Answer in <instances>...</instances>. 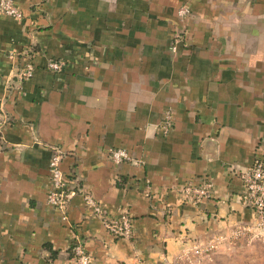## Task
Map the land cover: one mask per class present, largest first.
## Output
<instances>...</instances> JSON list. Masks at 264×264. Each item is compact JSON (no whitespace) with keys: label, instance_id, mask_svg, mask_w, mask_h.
Here are the masks:
<instances>
[{"label":"crops","instance_id":"obj_1","mask_svg":"<svg viewBox=\"0 0 264 264\" xmlns=\"http://www.w3.org/2000/svg\"><path fill=\"white\" fill-rule=\"evenodd\" d=\"M15 3L22 20L0 11V109L10 120L0 264H75L77 236L97 264H166L254 222L240 195L243 173L264 162V0ZM29 50L35 70L23 80ZM53 59L62 71L47 67ZM112 147L136 162L115 164ZM55 149L68 179L114 217L130 215V239L107 231L81 193L62 220L47 201ZM204 180L209 197L184 198L185 185Z\"/></svg>","mask_w":264,"mask_h":264},{"label":"built area","instance_id":"obj_2","mask_svg":"<svg viewBox=\"0 0 264 264\" xmlns=\"http://www.w3.org/2000/svg\"><path fill=\"white\" fill-rule=\"evenodd\" d=\"M0 11L18 20L24 18V14L15 3V0H0ZM187 13V7L180 8V16ZM25 56L24 67L18 75L23 80L31 78L35 70V66L30 58V50L26 52ZM63 66L64 62L57 59L49 60L47 64V67L55 72L62 71ZM9 121V116L3 109H0V140H3V130ZM172 126L173 116L168 111L160 129L163 134L167 135ZM63 154L59 149H55L49 162L50 189L47 198L48 203L57 208L61 212L62 220L67 222L69 220L70 200L75 194L81 193L84 195L86 206L90 209V212L101 219L107 231L116 237L130 239L133 236V224L130 215L127 212H123L120 217H114L109 213L107 207L100 203L92 193L86 191L76 180L72 181L68 179L61 168ZM109 157L115 164H121L125 161H135L124 148H110ZM242 177L245 190L240 195V199L245 206L253 210L255 215L254 222L238 225L231 230L229 235L215 234L209 240L194 241L187 248L186 253L175 259L168 260L166 264H183L191 256L200 257L206 252L211 251L219 242L230 241L250 232L264 233V162L257 158L250 169L243 173ZM212 192L213 182L209 180H204L198 185L187 184L183 187L184 198L197 204L203 201L204 198L209 197ZM70 249L75 264H97L93 255L87 251L80 237H75Z\"/></svg>","mask_w":264,"mask_h":264},{"label":"rangeland","instance_id":"obj_3","mask_svg":"<svg viewBox=\"0 0 264 264\" xmlns=\"http://www.w3.org/2000/svg\"><path fill=\"white\" fill-rule=\"evenodd\" d=\"M183 264H264V233H247L219 242L200 257H189Z\"/></svg>","mask_w":264,"mask_h":264},{"label":"trees","instance_id":"obj_4","mask_svg":"<svg viewBox=\"0 0 264 264\" xmlns=\"http://www.w3.org/2000/svg\"><path fill=\"white\" fill-rule=\"evenodd\" d=\"M76 181L80 184V182L78 180H76Z\"/></svg>","mask_w":264,"mask_h":264}]
</instances>
